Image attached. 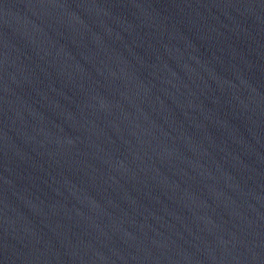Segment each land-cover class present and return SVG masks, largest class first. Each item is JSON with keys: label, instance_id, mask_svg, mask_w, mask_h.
I'll use <instances>...</instances> for the list:
<instances>
[{"label": "water", "instance_id": "1", "mask_svg": "<svg viewBox=\"0 0 264 264\" xmlns=\"http://www.w3.org/2000/svg\"><path fill=\"white\" fill-rule=\"evenodd\" d=\"M0 264H264V0H0Z\"/></svg>", "mask_w": 264, "mask_h": 264}]
</instances>
